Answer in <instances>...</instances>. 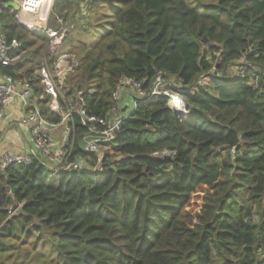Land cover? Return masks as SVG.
<instances>
[{
    "label": "trees",
    "instance_id": "1",
    "mask_svg": "<svg viewBox=\"0 0 264 264\" xmlns=\"http://www.w3.org/2000/svg\"><path fill=\"white\" fill-rule=\"evenodd\" d=\"M8 1L1 34L19 59L0 74L40 96L37 73L57 54L46 34L16 23ZM49 26L65 30L63 88L90 92L88 114H108L120 76L148 87L161 74L182 89L189 115L163 98L138 101L98 171L55 172L36 158L0 174V264H264V80L249 85L264 74V0H57ZM238 66L245 79L227 78ZM74 125L66 162L94 166ZM164 152L172 156L155 157Z\"/></svg>",
    "mask_w": 264,
    "mask_h": 264
},
{
    "label": "built area",
    "instance_id": "2",
    "mask_svg": "<svg viewBox=\"0 0 264 264\" xmlns=\"http://www.w3.org/2000/svg\"><path fill=\"white\" fill-rule=\"evenodd\" d=\"M14 1L20 6V11L15 16L17 24L30 33L46 34L50 38V52L57 54V58L52 69L42 64L37 73L42 88L40 96L34 94L28 81L14 80L6 75H3L0 80V120L3 118L5 108L12 102L20 100L22 109L18 125L29 128L28 138L31 145V154H4L0 158V174L4 175L6 170L13 166L29 167L36 158L46 160L50 168L55 167V172L58 170L98 171L102 166L107 146L110 147L113 144L122 123L132 114L138 101L163 98L173 113H179L177 115L179 118L183 115L188 117L189 113L181 98L182 89L175 84L174 79L167 76L164 78L161 74L157 75L148 87H143L142 81L120 76L111 93L112 105L108 114L105 117L88 114L87 96L90 92L77 90L66 95L63 88L64 76L72 69L71 61L65 60L70 56L66 53L59 55L57 53L65 30L55 31L47 27L52 7L57 0ZM44 14L46 15L43 16ZM31 15L39 18L37 24L33 21L29 24L24 22L23 18ZM56 21L61 24L58 18ZM18 46L19 44L14 40L8 44L3 35H0V66H9L19 59L18 56L14 58L9 56V51ZM235 68L237 79L244 80L246 69L242 66ZM206 77L207 74H202L195 85L204 86ZM262 79H264V74L260 72L253 74L249 85L255 90H260ZM42 99L47 100L46 106L50 113L59 118L57 122L49 120L41 113L36 101ZM75 119L79 120L84 130L81 141L82 150L97 158L94 166L88 165L79 158L70 163L66 162L68 152L75 140ZM53 131L61 132L57 144L53 140Z\"/></svg>",
    "mask_w": 264,
    "mask_h": 264
},
{
    "label": "crops",
    "instance_id": "3",
    "mask_svg": "<svg viewBox=\"0 0 264 264\" xmlns=\"http://www.w3.org/2000/svg\"><path fill=\"white\" fill-rule=\"evenodd\" d=\"M26 20L36 19L31 16H25ZM17 23V22H16ZM0 23V35L2 32ZM3 75L0 74V80ZM40 107L39 101H36ZM22 105L20 100H16L9 104L3 113V118L0 120V158L4 154H31V145L29 144V128L20 127L18 121L21 118ZM60 131H53V140L57 144L60 137Z\"/></svg>",
    "mask_w": 264,
    "mask_h": 264
},
{
    "label": "rangeland",
    "instance_id": "4",
    "mask_svg": "<svg viewBox=\"0 0 264 264\" xmlns=\"http://www.w3.org/2000/svg\"><path fill=\"white\" fill-rule=\"evenodd\" d=\"M83 7V6H82ZM76 10V9H75ZM83 10V8L81 9V11ZM80 11V9H79V7L77 8V16H81V17H83L84 15H85V12L84 13H82ZM49 19H50V17H49ZM49 19H48V21H47V27L48 28H50V29H53L52 27H50L49 26ZM59 19V18H58ZM60 20V19H59ZM61 21V20H60ZM56 23L58 24V22L56 21ZM50 48V47H49ZM49 53L50 54H52L50 51H49ZM59 54H61V52H58V55ZM213 72V71H212ZM226 74H227V78H233V79H237V74H236V68L235 67H233V68H230V69H228V70H226ZM224 75H225V73H224ZM263 77V76H262ZM264 80V79H263ZM203 85H205V83L203 84ZM180 118L181 119H186L187 117H186V115H183V116H180ZM165 153V152H164ZM164 153H160L159 155H157V156H155L156 158H158L159 160L161 159V157L162 156H164L165 154ZM202 198V192H198L197 194H196V196L193 198V201L195 202V203H197L200 199Z\"/></svg>",
    "mask_w": 264,
    "mask_h": 264
},
{
    "label": "water",
    "instance_id": "5",
    "mask_svg": "<svg viewBox=\"0 0 264 264\" xmlns=\"http://www.w3.org/2000/svg\"><path fill=\"white\" fill-rule=\"evenodd\" d=\"M5 8H11L13 11H15L16 13H18L20 11V6L14 1V0H10L8 1L6 4H4ZM24 28V27H23ZM25 29V28H24ZM66 61H70V58H66ZM176 115H179V113L174 112ZM165 155L161 157L162 161H165V159H168L172 156L171 153L169 152H165ZM13 191H16V189H13Z\"/></svg>",
    "mask_w": 264,
    "mask_h": 264
},
{
    "label": "bare ground",
    "instance_id": "6",
    "mask_svg": "<svg viewBox=\"0 0 264 264\" xmlns=\"http://www.w3.org/2000/svg\"><path fill=\"white\" fill-rule=\"evenodd\" d=\"M46 14H44L43 16H45ZM33 17V15H31ZM34 19H36L35 21H33L32 19L30 21H33L34 24H37L39 18L36 16ZM24 22H27V24L30 23L29 20H26V17L23 18Z\"/></svg>",
    "mask_w": 264,
    "mask_h": 264
}]
</instances>
